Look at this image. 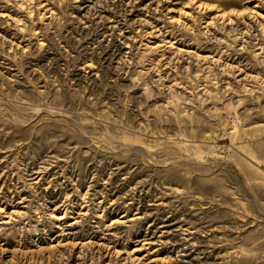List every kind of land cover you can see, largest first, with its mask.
<instances>
[{
  "label": "rangeland",
  "instance_id": "rangeland-1",
  "mask_svg": "<svg viewBox=\"0 0 264 264\" xmlns=\"http://www.w3.org/2000/svg\"><path fill=\"white\" fill-rule=\"evenodd\" d=\"M0 264H264V0H0Z\"/></svg>",
  "mask_w": 264,
  "mask_h": 264
}]
</instances>
